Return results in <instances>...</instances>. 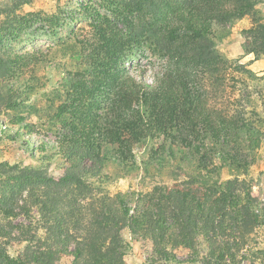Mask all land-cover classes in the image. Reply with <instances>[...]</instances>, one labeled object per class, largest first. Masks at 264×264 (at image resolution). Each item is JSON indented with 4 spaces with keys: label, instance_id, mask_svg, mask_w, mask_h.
I'll use <instances>...</instances> for the list:
<instances>
[{
    "label": "trees",
    "instance_id": "obj_1",
    "mask_svg": "<svg viewBox=\"0 0 264 264\" xmlns=\"http://www.w3.org/2000/svg\"><path fill=\"white\" fill-rule=\"evenodd\" d=\"M34 1L0 0V107L11 125L0 122V130L14 132L39 162L61 158L66 170L55 179L44 165L0 161V264H61L64 256L71 264H126L125 231L150 241L165 262L179 263L177 249H186L198 264H264L254 238L264 227V202L249 180L223 178L224 170L246 173L255 163L264 98L261 110L233 109L213 102L200 83L202 75L224 79L233 60L216 51V40L246 15L253 25L244 30L245 51L264 55V0H82L88 35L71 28L56 47L20 50L37 23L65 25L62 8L24 12ZM141 47L167 62L152 81L126 64ZM53 48L66 62L56 61ZM234 62L244 83L259 78ZM50 68L58 76L47 96L52 142L25 114L39 116L29 102ZM152 142L157 166L190 169L188 179L110 192L105 186L138 170L136 150ZM142 163L149 171L150 162Z\"/></svg>",
    "mask_w": 264,
    "mask_h": 264
},
{
    "label": "rangeland",
    "instance_id": "obj_2",
    "mask_svg": "<svg viewBox=\"0 0 264 264\" xmlns=\"http://www.w3.org/2000/svg\"><path fill=\"white\" fill-rule=\"evenodd\" d=\"M82 0H35L33 4L26 5L24 12H42L45 14H53L59 8L66 12L64 26H60L54 30L49 23H37L30 31V34L20 40L16 47L23 50H33L34 47L48 48L54 46L60 38L68 37L71 33L69 29L72 28L77 35L84 36L90 33L88 21L85 19L83 13L79 11V3ZM261 14L264 19V2L259 4ZM253 25L252 15H246L237 20L230 28V34L222 39L216 40L215 49L219 54L233 60L230 69L226 72L224 79L216 80L209 76H201L200 83L210 91L212 101L225 105L229 108L250 109L257 107L261 110V102L264 98V55L257 57L255 53L247 54L244 48L246 42V29ZM53 48V57L56 56V61L66 62L60 51ZM236 60L244 63L245 66L253 70L258 79L254 81L246 80L244 83L241 79L245 76L237 71L234 67ZM166 59L156 56L148 47H141L136 49L131 57L127 59L126 64L133 68L136 72H143L146 79L152 81V73L159 67L166 65ZM46 76L49 78L43 89L31 97L29 104H33L38 109L39 116L29 114L25 111L26 121L37 124L36 131L39 136L47 137L51 142L56 140L54 134L49 127L48 121L51 114H53L54 105L49 103L48 94H50L55 87L58 76L57 71L53 68L47 70ZM234 76V77H233ZM58 104V103H56ZM7 110L0 107V122L10 125L9 115ZM11 126V125H10ZM18 128V125L16 126ZM1 129V128H0ZM14 132L11 133L13 135ZM9 134H3L0 130V161H7L12 164L19 163L23 166H47L49 174L55 179H62L65 176L66 164L61 158H56L51 162H39L33 156V150L20 141V139H13ZM157 142L145 144L136 150L137 161L140 168L130 175H121L115 179L114 182L107 184L105 187L112 193L116 192H140L149 191L155 185H174L176 182H183L187 180L186 174L191 172L190 169L179 168L176 164H168L163 169L157 166V162L151 157V153L156 151ZM256 161L253 163L248 172H230L224 170L223 178L247 179L253 186V193L264 202V144L255 153ZM150 162L149 171H145L142 162ZM114 167L111 166L109 171L113 172ZM178 179V180H176ZM21 221H26L25 218H19ZM27 222V221H26ZM254 238L257 241V246L264 247V227L257 229ZM125 236L130 243L127 254L124 256L126 264H198L192 262L191 258L194 256L191 251L186 249H177L179 263L165 262L160 260L158 256L153 254V244L144 239H135L132 234L125 231ZM203 250V249H202ZM191 255V256H190ZM190 258V260H189ZM72 259L64 256L60 263L71 264Z\"/></svg>",
    "mask_w": 264,
    "mask_h": 264
}]
</instances>
